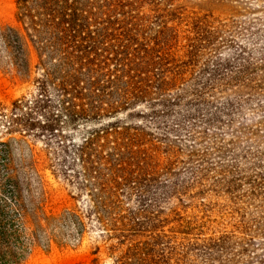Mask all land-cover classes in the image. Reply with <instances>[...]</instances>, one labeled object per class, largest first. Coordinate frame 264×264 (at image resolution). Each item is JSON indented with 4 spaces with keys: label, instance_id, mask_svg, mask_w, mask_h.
<instances>
[{
    "label": "trees",
    "instance_id": "16d2710c",
    "mask_svg": "<svg viewBox=\"0 0 264 264\" xmlns=\"http://www.w3.org/2000/svg\"><path fill=\"white\" fill-rule=\"evenodd\" d=\"M191 1L15 0V24L0 22V66L33 89L0 104V119L41 147L14 139L13 158L0 143V264L79 242L91 224L112 264H264V222L216 231L202 203L209 192L234 204L263 197L264 170L244 161L264 153L245 150L244 168L234 158L222 171L197 148L199 123L210 125L201 107L240 115L264 99V39ZM229 1L201 3L234 13ZM226 129L264 146L251 125ZM45 170L83 211L52 208Z\"/></svg>",
    "mask_w": 264,
    "mask_h": 264
},
{
    "label": "rangeland",
    "instance_id": "374dc122",
    "mask_svg": "<svg viewBox=\"0 0 264 264\" xmlns=\"http://www.w3.org/2000/svg\"><path fill=\"white\" fill-rule=\"evenodd\" d=\"M229 2L236 6V8L233 9L234 13L223 6L202 5L201 0H192L188 5L191 9L196 11L200 10V8L204 11H212L215 16H220L222 19L236 16L232 19L244 23V26L249 28L248 32L243 31L245 36H249L250 32H252L255 34V38L263 40L264 0H230ZM0 22L15 24V0H0ZM32 89V82L21 83L14 70L0 66V104L8 103L10 100L20 97L30 92ZM262 100L264 99H261L258 103L257 99L254 100L256 102H248L244 108H242L240 115H232L229 111L225 112L226 115L217 114V110H214L213 106L200 108L203 109V115H205L204 110L211 112L206 115L210 125L199 123V127L197 128V131L206 132L204 134L205 136H203L204 138L201 140V135L198 136V142H200V144L197 148L200 150V153L206 151V148L209 149L212 155L208 160L211 164L222 162L224 165L222 171H230L236 166L237 162H239L237 163L239 166L244 168L243 165H240L241 161L243 163L244 159L239 158L243 156L246 159L245 150L253 152L255 156H257L259 152L264 153V146L262 144L258 145L256 142L250 141L248 137H241L239 140H236L230 136L231 131L226 129L228 121L234 119L236 123L240 122L242 124L246 123L247 126L251 125L253 130H257L261 135H264V126H254L255 122L258 124L259 121L264 119V101ZM194 115L196 116L197 113H194ZM188 119L189 121L186 120L184 122L186 126L192 124V122L195 123L191 117H188ZM2 125H4V122L0 119V143H12L13 148L10 155L13 158H17L19 154L18 146L13 141L14 139H25L30 145H35L36 148L41 147L39 143L36 144L31 138H22L18 134H7ZM216 134H218V137ZM212 142L215 144H212ZM217 146L223 147L225 152L224 156L211 149V147L216 148ZM231 151H235L237 156H232ZM221 156L223 157L219 159ZM234 158L238 159L235 163L233 162ZM247 162H250L247 166L256 171H258L256 165L264 170V157L257 156V159L256 157H249L248 161H244L246 164ZM216 167L217 166H212V168ZM209 174L213 177L218 175L214 172H209ZM44 175L47 181L51 206L54 210H84L82 204L72 198L73 194H71V192L73 190L65 182L55 179L47 170L44 171ZM209 183H212V181H209ZM244 194L246 195V192ZM203 198L202 203L207 205L206 209L208 210L205 214L210 216L211 219H215L217 223L214 225L215 228H217L216 231H226L229 233L234 230L233 227H237L241 222L246 223L247 221L250 222V220L261 223L264 222V196H258L257 200H247L244 198L243 202H238L236 204L232 203L223 193L213 195L209 192L207 195H203ZM251 223L253 222H250V224ZM262 224L264 225V223ZM251 234L254 236L259 235L258 233ZM236 235L239 234L236 232ZM262 236L264 237V234H262ZM107 246L108 244H104L101 241L98 231L94 228L93 224H91L88 226L84 236L79 242L64 241L63 244L58 246L54 245L49 250L38 248L23 264H94L92 261L93 259H97L98 264H112V260L106 253ZM97 247H100V252L93 254L96 253ZM262 254H264V250L259 249L256 252L257 256H261Z\"/></svg>",
    "mask_w": 264,
    "mask_h": 264
}]
</instances>
